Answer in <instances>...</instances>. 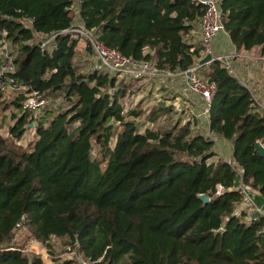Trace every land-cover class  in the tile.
Instances as JSON below:
<instances>
[{"label": "trees", "instance_id": "obj_1", "mask_svg": "<svg viewBox=\"0 0 264 264\" xmlns=\"http://www.w3.org/2000/svg\"><path fill=\"white\" fill-rule=\"evenodd\" d=\"M72 3L0 0V39L6 30L18 50L9 76L28 87L10 101L0 90V110L12 109L8 137L0 124V264H44L13 239L24 214L30 237L64 238L85 258H101L98 264H264V216L235 215L242 194L230 189L239 181V166L242 181L264 198V156L255 147L264 142V112L252 92L219 60L199 67L217 84L209 128L232 141L228 160L211 161L215 140L192 123L182 126L181 118L156 128L162 115L176 116L173 104L156 105L147 117L152 126L143 128L128 118L143 111L126 113L120 101L118 74L77 70L69 35H60L51 52L30 43L33 28L45 34L68 28ZM80 5L88 29H99L106 45L135 59L184 71L203 57V43L193 34L205 13L200 0ZM220 5L237 49L264 53V0ZM25 16L33 19L32 29ZM32 91L62 97L67 105L27 109L22 101ZM32 129V147L25 149L20 141ZM219 183L222 194L216 193Z\"/></svg>", "mask_w": 264, "mask_h": 264}, {"label": "built area", "instance_id": "obj_2", "mask_svg": "<svg viewBox=\"0 0 264 264\" xmlns=\"http://www.w3.org/2000/svg\"><path fill=\"white\" fill-rule=\"evenodd\" d=\"M221 0H206L202 3L205 4V13L200 20V31L201 40L204 46V55L212 54L213 61L219 60L229 70L230 73L237 76V71L234 66V59L238 56L236 52L223 53L214 55L213 53V41L218 37L219 33L225 30V14L220 5ZM70 13L73 18L72 24L68 28H64L59 31H54L48 34L39 32L33 28V19L29 16L23 17V22H29L30 25L26 27L33 28V37L30 39L31 44H37L41 47L44 52H51L54 50L57 38L66 34L76 42V54L87 55L90 51L94 54V65L96 70L100 72H106L109 74H118L130 76L133 78H153L166 82L178 77H184L185 85L182 87V92L187 94H194L200 98L203 102L201 114L204 115V120L209 124L210 127V112L212 108V102L217 91V84L215 81L209 78H203L198 72L199 65H194L188 70H164L158 68L155 63L150 60L135 59L131 56L124 54L117 47L106 45L100 39V30H90L87 28L85 21L81 17V5L80 0H73L70 6ZM7 31H2V38L0 39V48L2 62L0 64V90L4 93L12 90L17 93L21 91H27L28 87L22 84H17L9 76L16 70L15 56L18 54V50L14 49L13 44L6 37ZM257 58L264 62V53L257 56ZM212 61V62H213ZM95 70V71H96ZM188 71L191 74L188 75ZM171 84H167L170 87ZM177 93V92H176ZM177 95H179L177 93ZM176 95V96H177ZM175 96V97H176ZM174 97V98H175ZM179 97H176V99ZM255 101H258L260 107L264 111V104L254 97ZM48 103L47 97L41 96L38 91H32L26 94V98L22 101V104L27 109H39ZM179 109V107H177ZM210 137V135H209ZM262 142V141H260ZM264 144V142H262ZM239 181L233 188L238 190L242 194V199L237 203L235 209V215H242L246 213L249 219H255L253 214L259 212V216H264V205H257L255 197L261 195L257 188L250 185H246L242 181L243 171L238 166ZM217 194H222L225 188L222 184H217ZM262 196V195H261ZM258 217V216H257ZM27 216L24 214L21 220L15 225L14 228V240H18L19 236L22 235V228ZM57 236H52L50 240ZM50 240L42 242L34 237L24 239L19 249L24 253L30 254L31 256H39L42 258L44 264H47V259L51 257L52 248ZM62 260L58 263L63 264H98L101 260L92 261L85 258L77 247H73L70 244L66 245V251L61 255ZM57 262H53L55 264Z\"/></svg>", "mask_w": 264, "mask_h": 264}, {"label": "crops", "instance_id": "obj_3", "mask_svg": "<svg viewBox=\"0 0 264 264\" xmlns=\"http://www.w3.org/2000/svg\"><path fill=\"white\" fill-rule=\"evenodd\" d=\"M193 34L195 36L194 40L198 38L199 41H202L199 23L196 24ZM233 52H236L238 54V56L234 59L237 78L242 84L249 88V90L252 92L253 97H256L264 104V62L257 58V56L263 54L261 48L256 47L251 50H239L232 42L229 34L225 30L221 31L218 37L213 41L214 55ZM204 56L205 55L203 53V57ZM201 59H199L195 65H199V67L205 66L208 68L209 66H211L212 62H209L205 65H200L199 61ZM151 81L159 85L157 83L158 81H156L155 79H152ZM170 83L171 86L169 88H166L163 85L160 87L163 88L161 89V91H159L160 88L157 87L158 91L152 92L153 95H156L157 104H164V106L173 104L176 110V107H179V110L181 112L179 113L180 116L177 118H181V121L184 119V121H186L187 123L194 124L193 128L200 130L201 133L205 134L206 136L210 135V138H213L215 140L214 150L217 153V156H215L217 157V160H223V155H225L226 158H230L233 151L232 141L227 140L220 135L212 133L210 131L209 124L204 120V115L201 114L203 102L198 96L194 94H187L182 92V87L185 85L184 77L172 79ZM170 89H174V92H177L179 95H177L176 93L175 95L170 96ZM165 92H169V95L166 96L164 94ZM175 96L179 98L176 99ZM256 104L259 106L258 101H256ZM259 108H261V110L263 111L262 107L259 106ZM255 202L257 205H264V198L261 195H258L255 197ZM247 219H249L248 215Z\"/></svg>", "mask_w": 264, "mask_h": 264}, {"label": "rangeland", "instance_id": "obj_4", "mask_svg": "<svg viewBox=\"0 0 264 264\" xmlns=\"http://www.w3.org/2000/svg\"><path fill=\"white\" fill-rule=\"evenodd\" d=\"M25 24L30 25L29 22H25ZM14 49H17V46L15 44H13ZM2 48H0V64L2 62V56L3 54L1 53ZM74 65L77 68V70L79 72H83V73H90V72H94L96 70L95 65H94V54L92 51L89 52V54L87 55H83V54H77L74 58ZM202 67V66H200ZM208 68V67H206ZM205 68H202L199 70V74L201 75V77L205 78V76L202 74V71ZM207 70V69H206ZM204 70V71H206ZM98 71V70H96ZM114 74H112L113 76ZM153 78H133L130 76H125V75H119V77H117L116 80V90L118 89H123L124 93L123 95L120 97V101L124 106V109L126 111V113L130 112L131 109L136 108L138 110H142L143 113L141 116L135 118V117H128L129 119H133L136 120L138 122H143L144 125L142 126L143 128H145V126H152V124L147 120V117L149 116V114L151 113V111L153 109L156 108L157 104V98L156 95L152 92L158 91L157 87H161V86H165L167 87V84H171L170 81L168 80L166 82H162L160 80H156L158 81L157 83L159 85H157L156 83H154L153 81H151ZM206 79V78H205ZM153 83V84H152ZM160 88L159 91H161ZM111 91L114 89H110ZM115 91V90H114ZM170 96L171 95H175L176 93L174 92V89H170ZM19 93L9 90L5 93L4 98L8 101L14 99ZM166 96L169 95V92H165L164 93ZM47 97V96H46ZM48 102L47 104H45L44 106H41L40 108H46L48 106H50V104L52 105V107H59L60 105H62L63 107H65L67 104L64 102L62 97H55L53 94L49 95L47 97ZM39 108V109H40ZM42 108V109H43ZM177 108V107H176ZM177 115L175 117H172V115L168 114V115H162L161 118L158 120L157 124H156V128L157 129H167L169 127H171L172 125H174L178 119L177 117H179V113L181 112L178 108H177ZM40 111V110H39ZM12 114V109L8 108L6 110H0V124H2L3 126H1L2 130L1 133L5 136L8 137L9 136V132H8V123L11 122L10 120V115ZM187 120V119H186ZM187 122L184 121V119L181 121V125H185ZM33 126V124H32ZM35 138V130H29L26 134V137L24 140L20 141V143H23L24 148L26 149H30L32 147V141ZM115 138V137H114ZM114 142V140H113ZM112 142V143H113ZM98 152V148L94 149V154H97ZM223 160H228V158H226L225 155L222 156ZM211 161H219L217 160V157H212ZM22 235L19 236L18 241L20 242V244H22V242L24 241V239H28L30 237V234L28 232V230H26V228H22ZM15 237V235L13 236V238ZM50 245L52 248V253L51 257L49 259H47V264H52L53 262H58L59 260H62V254H64V252L66 251V245L67 242L64 238L61 237H54L50 240Z\"/></svg>", "mask_w": 264, "mask_h": 264}, {"label": "water", "instance_id": "obj_5", "mask_svg": "<svg viewBox=\"0 0 264 264\" xmlns=\"http://www.w3.org/2000/svg\"><path fill=\"white\" fill-rule=\"evenodd\" d=\"M200 1L203 2V1H206V0H200ZM212 61H213V55L212 54H207L199 61V64L200 65H205V64H207L209 62H212ZM190 74H191V71H188V75H190ZM255 147L260 152V154L262 156H264V144L262 142H260V141H257L256 144H255ZM199 198L202 199L205 202H208L210 200L209 195L205 194V193L200 194ZM259 215H260L259 212H255V214H253V217H257Z\"/></svg>", "mask_w": 264, "mask_h": 264}]
</instances>
